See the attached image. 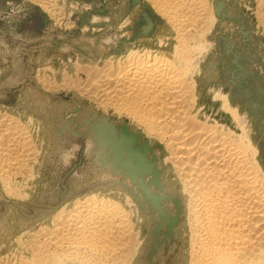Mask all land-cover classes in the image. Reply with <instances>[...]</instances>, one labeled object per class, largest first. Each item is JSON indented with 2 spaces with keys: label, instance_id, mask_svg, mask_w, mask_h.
Listing matches in <instances>:
<instances>
[{
  "label": "rangeland",
  "instance_id": "1",
  "mask_svg": "<svg viewBox=\"0 0 264 264\" xmlns=\"http://www.w3.org/2000/svg\"><path fill=\"white\" fill-rule=\"evenodd\" d=\"M221 1L216 13L215 0H206L209 14L189 40L196 50L184 82L194 85L192 111L248 144L264 176L262 2ZM176 44L149 0H0V116L25 127L35 151L14 179L17 193L0 172V260L25 254L21 243L50 227L60 209L96 195L120 203L133 225L134 253L125 264H187L186 216L175 199L185 196L166 150L131 117L64 84L88 65L148 47L175 59ZM119 127L152 156L140 181L114 171L115 156L135 164L126 145L115 151L104 141L110 131L117 139ZM146 190L157 194V204ZM164 218L177 222L169 229Z\"/></svg>",
  "mask_w": 264,
  "mask_h": 264
},
{
  "label": "bare ground",
  "instance_id": "2",
  "mask_svg": "<svg viewBox=\"0 0 264 264\" xmlns=\"http://www.w3.org/2000/svg\"><path fill=\"white\" fill-rule=\"evenodd\" d=\"M149 1L175 32V59L148 47L143 53L88 65L64 84L131 117L166 150L185 196L184 202L181 195L175 199L186 216L187 264H261L264 176L248 144L221 126L201 121L192 111L194 85L184 82L196 50L189 40L193 43V36L204 28L210 5L206 0ZM260 1L264 24V0ZM11 120L0 116V172L5 186L10 190L12 183L16 192L20 188L14 179L35 151L25 127ZM115 158L117 174H138L139 168L130 161ZM95 196L60 209L50 227L31 232L28 242L21 243L25 254L3 258L0 264H68L69 260L92 264L91 259L96 264H125L134 253L133 225L120 203ZM164 219L169 229L177 222Z\"/></svg>",
  "mask_w": 264,
  "mask_h": 264
},
{
  "label": "water",
  "instance_id": "3",
  "mask_svg": "<svg viewBox=\"0 0 264 264\" xmlns=\"http://www.w3.org/2000/svg\"><path fill=\"white\" fill-rule=\"evenodd\" d=\"M215 5H214V10L217 13L221 8L223 1L221 0H215ZM225 14L221 13V17H224ZM121 129H123L122 127H119L118 129V133H117V139H113L111 140V131L108 134V138L105 137L104 141L105 143L110 146L113 150L115 151H119L124 145H126L127 147V151H129L132 155V158L134 159L135 162V167L139 168L138 170V174H137V180L140 181L139 177L141 175H143L144 173H147V165L150 163V161H152V156L150 157H146L147 156V152L145 151V149L143 148L142 143L138 144V145H134L135 142L133 141V135H131L130 132H123ZM135 140V139H134ZM134 143V144H133ZM158 180L157 176H156V171H154L152 169V176L150 177V182L152 184H156V181ZM147 198L150 199L149 201H151L152 203L157 204V194L156 193H149V191H147ZM156 201V202H155Z\"/></svg>",
  "mask_w": 264,
  "mask_h": 264
}]
</instances>
